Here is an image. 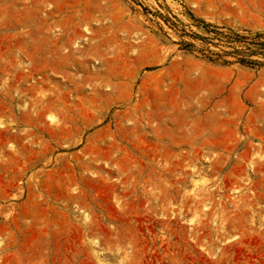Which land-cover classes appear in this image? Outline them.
<instances>
[{"label": "rangeland", "instance_id": "374dc122", "mask_svg": "<svg viewBox=\"0 0 264 264\" xmlns=\"http://www.w3.org/2000/svg\"><path fill=\"white\" fill-rule=\"evenodd\" d=\"M0 264H264V0H0Z\"/></svg>", "mask_w": 264, "mask_h": 264}]
</instances>
